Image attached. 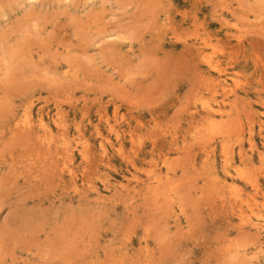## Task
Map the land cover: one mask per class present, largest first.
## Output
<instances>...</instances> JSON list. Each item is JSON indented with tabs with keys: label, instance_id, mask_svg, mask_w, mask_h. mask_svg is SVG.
<instances>
[{
	"label": "rangeland",
	"instance_id": "374dc122",
	"mask_svg": "<svg viewBox=\"0 0 264 264\" xmlns=\"http://www.w3.org/2000/svg\"><path fill=\"white\" fill-rule=\"evenodd\" d=\"M0 264H264V0H0Z\"/></svg>",
	"mask_w": 264,
	"mask_h": 264
},
{
	"label": "bare ground",
	"instance_id": "6f19581e",
	"mask_svg": "<svg viewBox=\"0 0 264 264\" xmlns=\"http://www.w3.org/2000/svg\"><path fill=\"white\" fill-rule=\"evenodd\" d=\"M203 50V49H202ZM23 119V118H22ZM48 138H50V137H48ZM46 142H48V141H46ZM71 142H73V141H71ZM223 144V143H222ZM167 172V171H166ZM166 174V173H165ZM233 178V177H232ZM109 182V181H108ZM106 184V183H105ZM109 185V184H108ZM112 185V184H111ZM103 188V187H102ZM259 217V216H258ZM261 217V216H260ZM257 219H259V218H257ZM262 220V219H261ZM260 220V221H261ZM259 221V220H258ZM261 225V224H260ZM249 227V226H248ZM254 227V226H253ZM260 231H261V229H260Z\"/></svg>",
	"mask_w": 264,
	"mask_h": 264
}]
</instances>
